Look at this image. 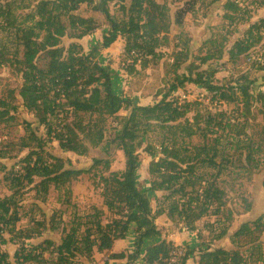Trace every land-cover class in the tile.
<instances>
[{
	"label": "trees",
	"instance_id": "trees-1",
	"mask_svg": "<svg viewBox=\"0 0 264 264\" xmlns=\"http://www.w3.org/2000/svg\"><path fill=\"white\" fill-rule=\"evenodd\" d=\"M29 1L0 0V29L14 31L18 47L12 56L0 49V64L9 65L22 78L20 89L9 90L6 98H0V125L19 121L16 116L19 108L15 105L19 98L22 109L33 114L36 121H22L25 137L18 147L7 144L0 149V174H4L10 192L0 199V264H12L11 259L15 264H82L79 257L94 264L96 253L107 254L104 264H110V261H124V264H138L139 261L141 264H188L195 254H198L197 264H264V215L243 222L231 232L238 213L227 206L225 191L215 180L206 181L203 186L199 184L200 178L193 174L194 164L185 162L179 151L168 145L169 137L177 138L179 134L186 138L200 136L204 145L195 148L197 157L209 167H218L215 161L219 153L217 150L230 133L233 122L244 119L243 131L238 136H246L245 125L249 122L248 118L255 114L256 106L264 121V93H255L247 85L219 84L214 79L215 70L202 68L223 58V46L228 38L206 41L204 44L209 49L198 58L199 64H187L191 46L190 40L184 36V21L180 18L184 12L181 9L173 22L167 1L161 4L156 0H131L128 9L124 8L127 13L121 20L110 12V4L114 0H35L33 4ZM188 3H193V0ZM206 5H220L225 12L224 18L229 21H234L236 15L243 11L233 0H209ZM83 7L86 12L102 14L109 25L102 42L94 45L89 52L84 51L81 41L93 35L100 26L98 18L80 14ZM27 10L24 15L17 14ZM38 19L45 21L48 32L41 40L25 38L28 25ZM173 24L181 32L174 46L176 71L168 93L151 106L136 105L130 99L115 94L113 76L100 63L103 52L118 40H123L122 56L134 64L140 61L143 69L148 68L163 57L162 49L170 47ZM262 29L264 20L253 24L245 37L229 50L230 60L234 61L258 46L264 39ZM66 38L71 40L69 46L64 44ZM20 47L24 48L22 58ZM41 53H48L50 68L39 69L36 65ZM185 64L186 72L179 74ZM187 84L206 89L216 102L239 107L240 116L233 118L223 111L209 114L203 127L202 118L197 114L194 123L190 124L187 119L189 108L169 98ZM122 110H130L131 113L122 120L111 143L116 144L124 154V171L100 175L96 180L94 171L98 167L110 171L109 159H95L86 170L75 169L69 160L47 151L48 145L55 141L62 150L84 156L86 149L79 134L86 125L84 117H113ZM155 126L161 130V156L150 162L148 173L153 180L148 190L142 191L138 186V150ZM42 127L46 137L40 134ZM25 150L28 154L19 160L22 165L19 170L2 164V160L18 158ZM145 151L155 154L151 145ZM246 160H250V154ZM181 164H185L186 168H182ZM191 173L192 176L188 177ZM83 175H91L94 187L100 190L108 213L106 222L104 214L93 207V212L85 216L75 214L68 230L60 228L61 218L58 219L55 213L41 220L30 219L28 226L18 228L23 218L21 201L27 186H33L36 198L42 203H46L54 187L61 194L59 203L64 204L71 200L72 184ZM159 192L168 194L164 196V202L157 201L155 209L152 197ZM251 208L252 205H248L243 215L251 213ZM208 215L215 217L210 224L211 241L216 243L228 239L233 249L203 243L194 249L185 247V253L179 255L181 248L172 241L147 244L163 236V230L157 224L161 217L167 216L174 224L179 220L184 223L185 229L197 232L195 224ZM132 226H135L132 251L113 253L116 242L127 239ZM58 230L63 233L60 243L45 238L40 243L27 244L36 242L45 232ZM13 239L18 240L19 248L11 257L3 248L15 241ZM243 240H246L245 246L242 245ZM174 259L175 263L172 262Z\"/></svg>",
	"mask_w": 264,
	"mask_h": 264
},
{
	"label": "rangeland",
	"instance_id": "rangeland-1",
	"mask_svg": "<svg viewBox=\"0 0 264 264\" xmlns=\"http://www.w3.org/2000/svg\"><path fill=\"white\" fill-rule=\"evenodd\" d=\"M35 0H30L32 4ZM158 3L168 2L171 9L173 22L180 10L183 9L180 18L184 21V36L190 40L192 52H190V62L199 64L198 58L204 56L209 49V46L204 43L211 39L228 38L224 44L223 58L215 60L203 69L210 67L215 70L216 74L214 79L222 85H247L253 92L264 93V39L253 48L250 53L243 55L240 58L232 61L228 55L232 46L242 40L246 32L253 24H260L264 20V0H233L243 9L240 15H236L234 21H229L224 18L225 12L220 5L208 7L206 4L209 0H193V3H188L190 0H156ZM131 0H114L110 4L111 14L121 20L125 18ZM125 8V9H124ZM190 12H187L189 11ZM27 11H19L17 14H26ZM81 15L98 18L99 29L103 30L105 25L109 27L104 16L100 13L86 12L83 7L80 12ZM184 14V16H183ZM48 32L44 20H36L31 25H28L24 37L27 39L41 40ZM176 24H173L170 39L172 41L169 48L162 49L163 57L158 62L151 64L148 68H142L140 61L134 64L132 61L126 60L122 56L121 40L115 43L112 50L108 55H102L100 63L103 67L110 70L113 78V91L115 94L122 96L125 99H130L133 104L141 106H151L158 103L163 99L164 95L170 90V85L175 78V65H174V46L177 44V36L180 34ZM101 34V31H100ZM262 36H264V29H262ZM264 38V37H263ZM16 35L14 31H3L0 29V49L4 50L8 56L17 50ZM119 41V40H118ZM123 41V40H122ZM124 42V41H123ZM71 40L66 38L64 40L65 46H69ZM94 43V42H93ZM84 51L89 52L85 46ZM124 48V47H123ZM20 58L23 57L24 48L20 47ZM183 65L179 70V74H184L185 67ZM36 65L39 69H48L51 66V59L48 53H41L36 60ZM22 84L21 75L14 73L7 64H0V98H6L9 90H18ZM176 100L179 105L189 108L187 119L190 124L194 123V118L198 114L202 118V125L205 126L206 118L209 114L217 112H226L229 116L236 118L240 116L241 111L239 107L227 105L225 103L216 102L212 99V95L204 88L187 84L184 88L179 89L178 92L172 93L169 97ZM21 99L15 101L18 106L16 116L19 117L18 122H9L0 125V149L5 148L7 144L18 145L23 141L25 132L23 129V120L36 122L34 115L27 113L22 109ZM192 105V106H191ZM255 114L249 117V122L246 126V136H238L243 131L244 119L240 118L239 121L233 122L230 128V133L222 141L221 147L217 150L218 155L215 161L218 167H209L206 163L201 162V158L197 157L195 151L196 147L204 145L200 136L193 138H186L184 135L179 134L177 138L169 137L168 145L171 148L175 147L179 151V155L185 162L194 164V176L200 178L202 186L206 181L215 180L217 185L226 193L227 206L235 213V221L231 232H234L240 227L243 222L254 220L264 215V121L262 116L258 113V107H255ZM131 111L122 110L116 116L102 117L94 115L92 117L86 116L85 127L79 132L80 140L86 149L84 156L77 155L72 152L64 151L60 148L58 142L52 141L47 151L52 155L69 160L75 169H89L95 159L111 161V168L106 172L102 166L98 167L94 174L96 180L98 176H108L111 172H121L125 169V157L116 144L111 142L116 137L117 131L120 129V124L124 118L130 115ZM186 124L185 121H182ZM226 124L227 121L224 120ZM40 134L46 137L43 127L40 129ZM162 142L161 130L156 126L152 128L144 139L143 146L138 150L140 156V169L138 172V186L142 191H147L153 178L148 173L149 164L152 160L159 158L161 155L160 144ZM209 143L211 144L210 140ZM151 145L155 154L151 155L150 152L145 151V148ZM28 151H23L18 158H10L2 160V164H6L9 169L13 168L19 170L22 165L19 160L25 157ZM250 154V160L247 161V156ZM205 158V156L203 157ZM182 168L186 165L181 164ZM192 173L188 176L191 177ZM38 181V180H37ZM94 179L91 175H83L78 181L72 184L73 195L69 203H59L61 194L51 188L46 203H42L36 198V192L33 186H27L23 193L21 201L22 221L18 224V228H25L28 226L30 219L41 220L44 216L49 218L54 213L57 218H61L60 228L66 227L70 229V222L73 220L75 214L85 216L92 211L93 207L98 208L104 215V221L108 217L106 207L103 204V198L100 190L94 187ZM8 185L4 181V174H0V199L9 195ZM168 192H159L152 197L153 207L156 209L157 201L164 202V196ZM63 200V194H62ZM252 205V212L248 215H243L247 212V206ZM161 225L170 224L168 226V233H185L184 245H180L178 254H184L185 247L194 249L200 244L210 245L214 244L211 241V228L210 224L215 221L212 215L205 216L202 220L198 221L195 226L197 232H192L184 227V223H173L167 216H164ZM166 228V227H165ZM194 230V231H196ZM190 232V234H189ZM8 236V235H7ZM61 234L58 231L45 232L42 238L36 242L30 241L27 244L33 245L43 241L45 238H50L56 243L61 242ZM11 238L12 237H9ZM198 240V245H195V240ZM11 244L4 247L10 256L13 257L14 252L18 250V240L13 239ZM264 242V236H263ZM181 241V240H179ZM174 242V241H172ZM246 240H243L242 245L245 246ZM214 247L232 248L228 239L216 242ZM48 256V255H47ZM95 263L104 264L102 255H95ZM177 257H175L176 259ZM98 259V260H97ZM80 262L83 264H90L87 261ZM94 261V259L92 260ZM198 254L190 258L188 264H197ZM11 263L13 259H11ZM110 264L113 263L110 261ZM138 264H141L139 261Z\"/></svg>",
	"mask_w": 264,
	"mask_h": 264
},
{
	"label": "crops",
	"instance_id": "crops-1",
	"mask_svg": "<svg viewBox=\"0 0 264 264\" xmlns=\"http://www.w3.org/2000/svg\"><path fill=\"white\" fill-rule=\"evenodd\" d=\"M100 31H101V34H100ZM108 31H109V27L107 25H105V28L103 30L98 29L93 35H90V36L85 37L81 41V44L83 46H85L87 48V50H89L90 47H93L94 45H97V44L101 43L102 42L103 35L105 33H108ZM118 42H120V40L117 41L116 43H118ZM121 45H122V51L121 52L123 53V50H124V48H123L124 47V42L122 40H121ZM113 47L114 46H112L108 50H105L103 52V56L104 55H108V53L112 50ZM191 52H192V50H191ZM155 194H157V193H155ZM162 219H163V217H161L160 219H158L157 220V224L159 225V227L162 228V230H163V236L161 238L157 239V240H150V241L147 242V244L150 245L152 243H160L163 240H168V241H174V243L177 246L184 245L183 242L185 240L184 236H186L185 233H179V232H177V233H171V232H169L168 233V231H169L168 230V226L170 224L167 223L165 225H161L160 223L163 221ZM189 234H190V232H189ZM134 236H135V226H132L131 227V230L129 232V235L127 237V239H125L123 241L116 242V244L114 246V249H113V253H120V252H126V251L131 252L132 249H133L132 248L133 247V244H134ZM179 240H181V241H179ZM194 244L195 245H198V240L197 239L195 240ZM100 255H102V257H105L104 258V261H105V259L107 257V254L104 253V254H100ZM98 261H99L98 264H101L100 260H98ZM112 262L113 263L124 264V261L123 262H120V261H112Z\"/></svg>",
	"mask_w": 264,
	"mask_h": 264
},
{
	"label": "built area",
	"instance_id": "built-area-1",
	"mask_svg": "<svg viewBox=\"0 0 264 264\" xmlns=\"http://www.w3.org/2000/svg\"><path fill=\"white\" fill-rule=\"evenodd\" d=\"M175 261H176L175 259H174V260H172V262H173V263H175Z\"/></svg>",
	"mask_w": 264,
	"mask_h": 264
}]
</instances>
